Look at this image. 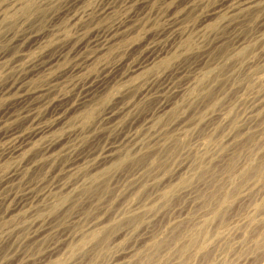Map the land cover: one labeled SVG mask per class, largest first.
<instances>
[{
	"label": "rangeland",
	"instance_id": "obj_1",
	"mask_svg": "<svg viewBox=\"0 0 264 264\" xmlns=\"http://www.w3.org/2000/svg\"><path fill=\"white\" fill-rule=\"evenodd\" d=\"M17 1L19 2L17 3ZM22 1L4 0L3 2L1 0L0 2V12H2L0 13V18H2L0 19V118L4 121L1 124L2 126H0V146L9 139L7 136L12 135L17 130L28 132H34L35 130L39 132L37 133L38 135L36 134L35 142L18 159L16 157L0 159V178L10 171L12 166L14 167L22 161L27 164L24 165L23 174L21 173L17 179L11 181L7 186L0 187V198L2 199L0 202V264H48L44 257L49 255V251H51L50 254H57L51 259L56 256L60 259H69L70 264H82V262L83 264H107V262L109 264H130L131 259L136 258L138 254L142 257L150 254L153 249L152 255L148 258L155 257L154 260L146 261L148 258H145L143 262L140 260L139 264H150V262L151 264L178 263L177 258L181 259L183 254L184 258L182 260L186 256L189 257L191 255L192 257L187 262L184 261L183 263L182 261L181 264H241V260H243L242 264H264V246L261 241L264 232V210L262 211L261 209V206L264 205V176L262 177L263 180L262 178L258 180L253 173L248 176L243 173L240 174L242 165L248 160L250 150L254 152L257 150V145L264 143V0H255L256 4L253 7L242 5V0H31L33 3H38L39 7L35 8V6L28 4L27 8L19 9V3ZM15 3L16 5H14ZM8 5L9 7H7ZM73 16H75V19ZM107 32L111 33L108 35ZM24 33L43 35L44 38L41 43H35L34 46L31 45L30 39H24L18 43L12 41L11 37L13 34L18 36ZM101 34H104L103 37L106 39L113 36L111 44L107 45V47H102L105 39H102L100 44ZM105 35H108V38ZM45 38L46 41L44 40ZM27 44L30 45L28 46ZM81 45H83L82 48ZM77 47L81 49H77ZM149 51L150 55L152 53L151 56L148 55ZM155 53L158 55L157 58H155ZM40 54L43 56V61L55 57L59 58L60 55L61 57L56 60L50 69L39 71L40 73L32 72V67L28 65V62ZM89 55L95 56V59L91 63L85 64V59ZM149 57H154V61L146 62ZM140 62H143L142 66L140 65L139 71L134 73L131 78H126L125 80V78L121 77L123 70H127L132 65H139ZM254 62L257 63L255 64ZM119 63H123L121 66L123 69L121 67L114 69ZM101 76H106L105 80L109 81L106 82V85H108L106 92L98 93L96 91L93 93V95L95 94L94 98H92L93 95H88L85 88L93 83L91 82L93 81L92 79L100 78ZM13 84H16L15 87ZM174 86L186 89L183 90L184 93L181 92L178 95L177 92L173 93L172 91ZM11 87H13L11 89L12 92H10ZM23 90L28 95L32 91H40L39 94L37 93L36 96L30 97L24 102V100L19 99ZM84 94L89 96L87 98L89 99L88 101ZM257 99L258 101H256ZM163 101L174 102L176 105L173 103V107L177 106L179 108L174 107L170 110L168 108V111L164 110L158 113L157 109H159L158 107ZM73 103H76L75 105L79 106V109L71 113L70 109ZM127 103L132 105V108L125 115V112L121 114L122 118H118L116 122L105 119L108 108L112 106L118 108ZM59 117H63L64 121H61ZM6 123L9 125L8 127ZM48 123L54 125L53 129H47ZM129 135L131 139L133 137V140H127V138H130L128 137ZM165 135L167 136L165 137ZM63 136L65 137V144L63 143L62 146L66 147L67 145L68 147V145L74 144L72 153L69 155L63 153L64 155L62 154L50 162V154H45L41 146L46 139L55 140ZM160 138H165L166 140ZM125 141L128 143H125ZM129 142H135L136 146L139 144L140 151L132 152L134 155H137V157L139 155L144 156L140 159L126 160L117 165L118 167L113 165L112 167L108 164L107 167L110 169L111 176L109 184H111V187L105 184V186L93 185L86 189L90 185L89 171H91L94 163L100 160L99 158L95 159V157L106 151L105 148L108 150L109 147L115 144L117 149L119 148L120 151H123ZM39 149L40 152L42 151L41 153ZM34 150H36V154ZM54 153L56 154V151ZM200 154H204L202 158H199L200 160L198 159L201 162V164H198L200 166L203 164L202 168L200 167L203 171L199 168L198 175L195 174L193 178H190L192 181L188 178L190 181V185L188 184L189 188H181V194H174V197L172 194V196L168 197L167 202L162 203L163 199L161 200L160 193L166 185L175 182L171 187L174 188L176 186L174 189H177L181 186V181L175 180L177 176L176 172H174L176 171V166L181 164V166H184L182 167L184 169L182 173L190 174L195 167L194 164H196L194 162L195 157ZM45 159L46 162H44ZM68 161L73 165L71 166L73 170L71 171L72 173L70 172V176L65 175L66 167L70 165ZM262 161H264V158ZM24 170H26V173ZM77 171L78 173H76ZM200 171L203 173H200ZM230 173L233 175L231 182L229 178L228 181L225 179L229 177ZM240 177H245V179H242L243 183ZM59 178H62L61 181ZM220 178L223 183L222 181L220 182ZM76 179L77 181H75ZM233 181L241 182L242 192H240L239 196L237 195L236 200L234 199L235 202L233 200L234 203L231 202L229 205H224L225 208L222 206V223L221 217L217 218L212 213V209L217 203L215 197L216 194H220L225 188H232L234 186ZM227 182H230L231 185H228ZM30 184L31 188L29 187ZM56 186L57 189L59 188L58 190ZM64 186L67 188L66 193L68 194L66 202L53 207L57 193ZM81 187L84 188L82 189ZM135 187L138 188L135 189ZM194 187L196 188L194 189ZM11 189H14L15 193ZM31 190L34 191L32 192ZM50 192L52 193L50 194ZM184 194L185 196H183ZM34 195H36L35 198ZM50 195L51 198L54 197L51 199ZM29 199L31 202L28 201ZM34 202L37 205H34ZM41 205L43 206L41 207ZM46 206L48 207L46 208ZM7 214L9 215L7 216ZM133 214H141L143 218L131 217ZM113 215L115 219L112 217ZM194 216L197 217L195 218ZM205 216L208 217V221L210 219L208 223H212L210 225L211 232H215L218 229L211 241L206 243L202 249L204 251L206 247L207 251H193L188 248L185 251L186 253H182L181 249L175 250L180 248V244L175 239H169L168 235L171 231V226L175 225L174 223L177 224V222L181 223L177 224L180 227H176L177 230L176 228L174 229L176 232L174 233L173 231L174 234L172 233V236L177 235L180 230L186 231L188 226L191 229L193 226V229L196 228V221L206 218ZM20 219L23 220L21 221ZM193 219L194 221H192ZM36 220H45L50 224V226L47 224L48 230L41 237L40 235L38 236L40 238L35 237L38 241L34 238L36 227H31V224ZM101 220H107L108 222L99 223ZM217 221L222 223V226ZM149 222L151 223L149 224ZM190 222H192V227ZM56 223L59 224L56 225ZM78 223H81L82 226ZM95 224L97 227L109 226L102 231L99 238L89 240L80 248L78 243H73L72 248L78 249L72 255L68 253L69 245L67 244V246L66 243H69L68 241L70 240L75 241L80 236L79 234L87 232L90 227L93 228V225L96 227ZM23 226L26 228L24 229ZM198 227L200 226L198 225ZM147 228L150 229L148 230ZM31 232L33 233L32 235ZM120 233L121 236L118 238ZM57 234L60 236L58 237ZM164 234L168 238L160 246L162 244L167 245L168 239V244H171L168 249H164L166 246H162V250L159 248L160 246L156 245L157 247H155L154 244L156 243L155 241L160 242L162 239L160 237H163ZM104 235L109 236L107 238L108 241L107 239L104 240ZM153 236L154 238L151 240ZM61 237L63 240L60 239ZM8 238L12 239L13 242L9 240L12 244L8 242ZM65 240L67 241L65 242ZM54 245L61 246L60 248L64 249V252L59 246L56 249L58 253L52 252L54 251L52 249ZM207 245H210V247ZM127 247L129 249L130 247H141L129 262L128 259L126 261L121 258L123 252L128 249ZM194 252L197 253L194 254ZM209 252H212V254L210 255ZM142 253L143 255H140ZM14 254L18 257L16 258ZM186 254H189V256ZM76 256L77 258H75ZM115 257L120 258L117 261ZM38 259L41 260L39 261ZM69 261L64 264H69ZM49 263L53 264V262Z\"/></svg>",
	"mask_w": 264,
	"mask_h": 264
},
{
	"label": "bare ground",
	"instance_id": "obj_2",
	"mask_svg": "<svg viewBox=\"0 0 264 264\" xmlns=\"http://www.w3.org/2000/svg\"><path fill=\"white\" fill-rule=\"evenodd\" d=\"M33 1V0H32ZM31 0H23L21 3H19L20 4V7H19V9H24V8H27L28 7V4H31V5H33V6H35V8L36 7H39L38 5V3H36V2H32ZM35 1V0H34ZM38 1V0H37ZM122 1V0H121ZM0 2H1V0H0ZM3 2H4V0H3ZM19 1H17V3H18ZM76 2V1H75ZM242 2V5H248L249 7L250 6H254L255 4H256V1L255 0H242L241 1ZM258 2V1H257ZM6 3V2H5ZM11 3H13V2H11ZM69 3V2H68ZM78 3H80V2H78ZM144 3H146V2H144ZM143 3V4H144ZM81 4V3H80ZM234 4V3H233ZM236 4H238V3H236ZM2 5V4H1ZM9 5H10V2H9ZM9 5L7 6V7H9ZM14 5H16V3L14 4ZM67 5V4H66ZM120 5V4H119ZM134 5V4H133ZM19 6V5H18ZM40 6H42V5H40ZM64 6V5H63ZM88 6V5H87ZM113 6V5H112ZM138 6V5H137ZM3 7V6H2ZM84 7V6H83ZM111 7V6H110ZM229 7V6H228ZM237 7V6H236ZM15 8V7H14ZM88 8V7H87ZM238 8V7H237ZM244 8V7H243ZM8 9V8H7ZM105 9V8H104ZM108 9V8H107ZM110 9V8H109ZM10 10H11V8H10ZM14 10V9H13ZM85 10V9H84ZM106 10V9H105ZM104 10V11H105ZM234 10V9H233ZM2 11V10H1ZM101 11V10H100ZM108 11V10H107ZM237 11V10H236ZM27 12V11H26ZM29 12V11H28ZM82 12V11H81ZM106 12V11H105ZM104 12V13H105ZM133 12V11H132ZM213 12V11H212ZM246 12V11H245ZM0 13H2V12H0ZM6 13V12H5ZM108 13H109V11H108ZM243 13V12H242ZM101 14V13H100ZM110 14V13H109ZM129 14H131V13H129ZM244 14V13H243ZM214 16V15H213ZM0 17H1V15H0ZM74 17V19H75V16H73ZM72 17V18H73ZM85 17V16H84ZM83 17V18H84ZM95 17V16H94ZM87 18H88V16H87ZM0 19H2V18H0ZM133 19V18H132ZM134 21V20H133ZM211 21V20H210ZM85 22V21H84ZM129 22V21H128ZM126 23V22H125ZM239 23V22H238ZM116 24V23H115ZM82 26V25H81ZM115 26V25H114ZM116 27H118V26H116ZM83 28V27H82ZM115 28V27H114ZM173 28V27H172ZM3 29V28H2ZM110 29V28H109ZM123 29V28H122ZM22 31V30H21ZM108 31V30H107ZM121 31V30H120ZM11 32V31H10ZM25 32V31H24ZM34 32H36V31H34ZM109 32V31H108ZM107 32V33H108ZM124 32V31H123ZM45 33V32H44ZM111 33V32H110ZM110 33H108V35L110 34ZM183 33V32H182ZM186 33V32H185ZM15 34V33H14ZM13 34V36L11 37V35H12V33H11V35H10V37L12 38V41H14V42H16V43H18V42H20V41H23L24 39H30L31 40V45L32 46H34V44L35 43H41V41H42V39L44 38V36L43 35H37L36 33V35H34V33H33V35L32 34H22V35H18V36H15ZM16 34H17V32H16ZM48 34V33H47ZM50 34V33H49ZM178 34V33H177ZM46 35V34H45ZM102 35V34H101ZM104 35V34H103ZM103 35H102V37H103ZM108 35L106 36L105 35V37H107L108 38ZM181 35V34H180ZM3 36V35H2ZM9 36V35H8ZM111 36V35H110ZM109 36V37H110ZM5 37V36H4ZM3 37V38H4ZM46 37V36H45ZM99 37V36H98ZM100 38V44L102 43L101 42V40L102 39H105V41L102 43V47H104V46H106L107 47V45H109V44H111V42H112V38H113V36L111 37V38H108V39H106V38ZM229 37V36H228ZM7 38V37H6ZM174 38V37H173ZM237 38V37H236ZM91 39V38H90ZM96 39V38H95ZM225 39V38H224ZM242 39V38H241ZM0 40H1V38H0ZM2 40H4V39H2ZM45 41H46V38L44 39ZM235 40V39H234ZM240 40V39H239ZM11 41V42H12ZM115 41V40H114ZM44 42V41H43ZM78 42V41H77ZM15 43V44H16ZM79 43V42H78ZM225 43V42H224ZM74 44V43H73ZM91 44V43H90ZM226 44V43H225ZM11 45V44H10ZM28 45V44H27ZM30 45V44H29ZM28 45V46H29ZM220 45V44H219ZM20 46V45H19ZM77 46V45H76ZM82 46L83 45H81V48H82ZM87 46H88V44H87ZM97 46V45H96ZM163 47V46H162ZM20 48V47H19ZM28 48V47H27ZM46 48V47H45ZM69 48V47H68ZM80 47L78 48L77 47V49H81ZM97 48V47H96ZM153 48V47H152ZM65 49V48H64ZM98 49V48H97ZM104 49V48H103ZM106 49V48H105ZM162 49V48H161ZM160 49V50H161ZM27 50V49H26ZM32 50V49H31ZM74 50H75V48H74ZM127 50H129V49H127ZM164 50V49H163ZM16 51V50H15ZM14 51V52H15ZM62 51V50H61ZM72 51H73V48H72ZM82 51V50H81ZM104 51V50H103ZM47 52V51H46ZM63 52V51H62ZM74 52V51H73ZM86 52V51H85ZM162 52V51H161ZM25 53V52H24ZM88 53V52H87ZM90 53V52H89ZM149 54V56H151L152 55V53H151V55H150V51L148 52ZM26 54V53H25ZM41 54H42V52H41ZM39 55V56H37L36 58H33V60H31V61H29L28 62V65L30 66V67H32V72L33 71H35V72H41V71H43V70H48V69H50L53 65H54V63L56 62V60H59V58L61 57V55H60V57L59 58H57V57H55V58H50L49 60H45V61H43V54L42 55ZM62 54V53H61ZM66 54V53H65ZM74 54H76V53H74ZM73 54V55H74ZM35 55V54H34ZM70 55V54H69ZM82 55V54H81ZM100 55V54H99ZM155 55H156V53H155ZM205 55V54H204ZM2 56H4V55H2ZM9 56V55H8ZM21 56V55H20ZM32 56V55H31ZM78 56V55H77ZM157 56L158 55H156V57L155 58H157ZM6 57V56H5ZM24 57H25V55H24ZM95 56H88L87 57V59H85V64L86 63H91L92 61H94V58ZM97 57V56H96ZM154 57H149L147 60L148 61H146V62H149V61H154ZM13 58V57H12ZM11 58V59H12ZM27 58V57H26ZM84 58H86V57H84ZM143 58V57H142ZM207 58V57H206ZM261 58V57H260ZM17 59V58H16ZM23 59V58H22ZM27 59H29V58H27ZM146 60V59H145ZM203 60V59H202ZM259 60V59H258ZM5 61V60H4ZM27 61V60H26ZM121 61V60H120ZM129 61V60H128ZM135 61H137V60H135ZM251 61V60H250ZM119 62V61H118ZM146 62H144V63H146ZM124 63V62H123ZM123 63H119V64H117V66H115V68L114 69H118L119 67H121L122 65H123ZM143 63V62H142ZM141 62L139 63V65H132V66H130L129 68H127V70L125 71V70H123L124 72L123 73H121V77L122 78H125V80H126V78H131L132 77V75H134V73H136L137 71H139V69H140V67L142 66L141 64H142ZM150 63V62H149ZM148 63V64H149ZM255 63V62H254ZM257 63V62H256ZM255 63V64H256ZM15 64V63H14ZM112 64V63H111ZM128 64V63H127ZM76 65V64H75ZM82 65V64H81ZM106 65V64H105ZM141 65V66H140ZM144 65V64H143ZM254 65V64H253ZM103 66V65H102ZM129 66V65H128ZM145 66V65H144ZM143 66V67H144ZM146 67V66H145ZM67 68V67H66ZM72 68V67H71ZM101 68V67H100ZM99 68V69H100ZM103 68V67H102ZM122 69H123V67H121ZM199 68V67H198ZM253 68V67H252ZM75 69H76V67H75ZM79 69V68H78ZM106 69L107 70H109L107 67H106ZM248 69V68H247ZM14 70V69H13ZM72 70V69H71ZM84 70V69H83ZM121 70V69H120ZM75 71V70H74ZM178 71V70H177ZM39 72V73H40ZM109 72V71H108ZM118 73H119V71H117ZM7 73V72H6ZM19 73H20V71H19ZM24 73V72H23ZM38 73V74H39ZM75 73V72H74ZM105 73H106V71H105ZM26 74V73H25ZM77 74V73H76ZM88 74V73H87ZM24 75V74H23ZM29 75H30V73H29ZM48 75V74H47ZM107 75V74H106ZM180 75V74H179ZM38 76V75H37ZM82 76V75H81ZM85 76V75H84ZM97 76V75H96ZM48 77V76H47ZM120 77V76H119ZM7 78V77H6ZM95 78V77H94ZM107 77L105 76V77H96L95 79H92L93 81H91V82H93V83H91L89 86L87 85V88H85V91H86V89H87V94L88 95H93V93H95L96 91H98V93H103L107 88L106 87H108V85H106V82H109L108 80H105ZM167 78V77H166ZM26 79V78H25ZM54 79V78H53ZM88 79V78H87ZM110 79V78H109ZM116 79V78H115ZM48 80V79H47ZM155 80V79H154ZM89 81V80H88ZM186 81V80H185ZM81 82V81H80ZM18 83H19V81H18ZM27 83V82H26ZM78 83V82H77ZM90 83V82H89ZM135 83V82H134ZM170 83V82H169ZM111 84H113V83H111ZM149 84V83H148ZM155 84V83H154ZM157 84V83H156ZM180 84V83H179ZM187 84V83H186ZM14 85V84H13ZM16 85V84H15ZM15 85H14V87H15ZM74 85V84H73ZM78 86V85H77ZM148 86V85H147ZM181 86V85H180ZM180 86H174L173 87V89H172V91H173V93H176L177 92V94L179 95L181 92H183V90H185V89H183L182 87H180ZM55 87H57V86H55ZM125 87V86H124ZM13 87H11L10 88V90L12 89ZM21 88V87H20ZM19 88V89H20ZM34 88V87H33ZM75 88V87H74ZM79 88V87H78ZM16 89H18V88H16ZM47 89V88H46ZM165 89V88H164ZM7 90H9V89H7ZM21 91V90H20ZM27 91H28V87H27ZM40 91V90H39ZM39 91H32V92H30V94L28 95V93H24V90L22 91V93H20V97H19V99H22V101L24 100V102L27 100V99H29L30 97H33V96H36V94L38 93L39 94ZM70 91V90H69ZM84 91V90H83ZM85 91H84V93H85ZM125 91V90H124ZM147 91V90H146ZM154 91V90H153ZM5 92H8V91H5ZM5 92H4V94H5ZM10 92H12V90L10 91ZM26 92V91H25ZM42 92V91H41ZM106 92V91H105ZM132 92V91H131ZM155 92V91H154ZM162 92V91H161ZM1 93V92H0ZM9 93V92H8ZM80 93V92H79ZM97 93V94H98ZM158 93V92H157ZM171 94H172V92H170ZM184 93V92H183ZM67 94V93H66ZM73 94V93H72ZM150 94V93H149ZM154 94V93H153ZM19 95V94H18ZM50 95V94H49ZM84 95H86V94H84ZM88 95H86V99L89 97ZM143 95V94H142ZM155 95V94H154ZM169 95V94H168ZM47 96V95H46ZM45 96V97H46ZM62 96H64V95H62ZM62 96H61V98H62ZM66 96V95H65ZM64 96V97H65ZM94 96H95V94L92 96V98H94ZM97 96V95H96ZM120 96V95H119ZM125 96V95H124ZM50 97V96H49ZM77 97V96H76ZM91 97V96H90ZM263 97V96H262ZM35 98V97H34ZM67 98H68V96H67ZM82 98V97H81ZM91 98V99H92ZM129 98V97H128ZM162 98V97H161ZM172 98V97H171ZM259 98V97H258ZM56 99V98H55ZM70 99V98H69ZM77 99H79V98H77ZM143 99V98H142ZM144 99H145V97H144ZM190 99V98H189ZM61 100V99H60ZM68 100V99H67ZM89 99H87V101H88ZM95 100V99H94ZM120 100V99H119ZM135 100V99H134ZM169 100V99H168ZM262 100V99H261ZM80 102H81V100H79ZM83 101V100H82ZM256 101H258V99L256 100ZM38 102V101H37ZM41 102V101H40ZM63 102V101H62ZM72 102V101H71ZM79 102V103H80ZM86 102V101H85ZM124 102V101H123ZM127 102V101H126ZM132 102V101H131ZM159 102V101H158ZM249 102H251V101H249ZM83 104H84V101L82 102ZM162 104L158 107L159 109H157V112L159 113V111L160 112H162V111H166L168 108H169V110L171 109V108H174L173 107V105L175 104L174 102V104L173 103H171V102H168V101H163V102H161ZM253 103V102H252ZM264 103V102H263ZM54 104H55V102H54ZM65 104V103H64ZM69 104V103H68ZM76 104V103H75ZM74 103H73V105H72V107H71V109H70V112L71 113H73V112H75V111H77L79 108V106H76ZM81 104V103H80ZM87 104V103H86ZM89 104V103H88ZM53 105V104H52ZM135 105V104H134ZM176 105V104H175ZM69 106V105H68ZM81 106V105H80ZM118 106V105H117ZM132 105H130V104H125V105H123V106H121V107H118V108H116V107H114V106H112L111 108H108L109 110H108V112L105 114L106 116V120L108 119V120H110V121H117L118 120V118H122V116H121V114H123L124 112V115L126 114V112L128 111H130V109L132 108L131 107ZM43 107V106H42ZM63 107H64V105H63ZM177 107V106H176ZM175 107V108H176ZM250 107V106H249ZM255 107V106H254ZM262 107V106H261ZM70 108V107H69ZM82 108V107H81ZM177 108H179V107H177ZM258 108V107H257ZM256 108V109H257ZM260 108V107H259ZM63 109V108H62ZM73 109V111H71ZM139 109V108H138ZM249 109V108H248ZM255 109V110H256ZM31 110V109H30ZM64 110V109H63ZM175 110H177V109H175ZM260 110V109H259ZM33 111V110H32ZM65 111H67V110H65ZM168 111V110H167ZM179 111V110H178ZM194 111V110H193ZM252 111V110H251ZM251 111H249V112H251ZM31 112V111H30ZM60 112H61V110H60ZM170 112V111H169ZM258 112V111H257ZM2 113V112H1ZM26 113V112H25ZM133 113V112H132ZM28 114V113H27ZM34 114V113H33ZM152 114V113H151ZM221 114V113H220ZM253 114V113H252ZM2 115V114H1ZM3 115H5L4 113H3ZM22 115V114H21ZM190 115V114H189ZM223 115V114H222ZM225 115V114H224ZM9 116V115H8ZM23 116H24V114H23ZM59 116V115H58ZM121 116V117H120ZM10 117V116H9ZM21 117V116H20ZM218 117V116H217ZM3 118V117H2ZM60 118V120L61 121H64L63 119V117H59ZM152 118V117H151ZM203 118V117H202ZM214 118V117H213ZM9 119V118H8ZM57 119V118H56ZM210 119V118H209ZM219 119V118H218ZM228 119V118H227ZM253 119V118H252ZM4 120H5V118H4ZM24 120H25V118H24ZM32 120V119H31ZM100 120V119H99ZM103 120H104V118H103ZM102 120V121H103ZM105 120V121H106ZM142 120V119H141ZM189 120V119H188ZM211 120V119H210ZM215 120V119H214ZM226 120V119H225ZM6 121V120H5ZM23 121V120H22ZM33 121V120H32ZM60 121V122H61ZM140 121V120H139ZM207 121V120H206ZM4 121L0 118V126H2L1 124L3 123ZM108 122V121H107ZM181 122V121H180ZM205 122V121H204ZM211 122V121H210ZM214 122V121H213ZM219 122V121H218ZM232 122V121H231ZM8 123V122H7ZM7 123H6V125H7ZM58 123V122H57ZM69 123V122H68ZM112 123V122H111ZM188 123V122H187ZM233 123V122H232ZM9 124V123H8ZM49 124V123H48ZM53 124V123H52ZM56 124V123H55ZM60 124V123H59ZM65 124V123H64ZM142 124V123H141ZM148 124V123H147ZM182 124V123H181ZM57 125V124H56ZM114 125V124H113ZM139 125V124H138ZM177 125V124H176ZM214 125V124H213ZM221 125V124H220ZM229 125V124H228ZM231 125V124H230ZM9 125H7V127H8ZM29 126V125H28ZM111 126V125H110ZM171 126V125H170ZM181 126V125H180ZM186 126V125H185ZM254 126V125H253ZM53 127H54V125H48L47 126V129H49V130H51V129H53ZM57 127V126H56ZM67 127V126H66ZM112 127V126H111ZM121 127V126H120ZM255 127V126H254ZM20 128V127H19ZM22 128H23V126H22ZM169 128V127H168ZM168 128H166L167 130H168ZM245 128V127H244ZM247 128V127H246ZM6 129V128H5ZM18 129V128H17ZM34 129V128H33ZM44 129V128H43ZM46 129V130H47ZM111 129V128H110ZM250 129V128H249ZM12 130V129H11ZM113 130V129H112ZM111 130V131H112ZM119 130V129H118ZM147 130V129H146ZM194 130V129H193ZM244 130V129H243ZM14 131V130H13ZM101 131V130H100ZM245 131V130H244ZM10 132H12V131H10ZM39 132V131H38ZM37 131H35L34 130V132H28V131H25V130H17L16 132H12L13 134L12 135H10V136H5L8 140L7 141H5V142H3L4 144L3 145H1L0 146V159H2V158H13V157H16L17 159H18V157H20L24 152H25V150L27 151V148L28 147H30V145L31 144H33L35 141L34 140H36L35 138H36V134L38 133ZM122 132V131H121ZM146 132V131H145ZM168 132V131H167ZM242 132V131H241ZM95 133V132H94ZM124 133V132H123ZM142 133V132H141ZM140 133V134H141ZM156 133V132H155ZM165 133V132H164ZM171 133H173V132H171ZM5 134V133H4ZM3 134V135H4ZM125 134H127V133H125ZM128 134H131V133H128ZM167 134V133H166ZM257 134V133H256ZM38 135V134H37ZM153 135V134H152ZM157 135V134H156ZM163 135V134H162ZM183 135V134H182ZM51 136V135H50ZM61 136V135H60ZM120 136V135H119ZM132 136H134V135H132ZM141 136V135H140ZM167 135H165V137H166ZM4 137V136H3ZM2 137V138H3ZM72 137V136H71ZM125 137V136H124ZM128 137H130L129 139L127 138V140H133V137H132V139H131V136L129 135ZM251 137V136H250ZM52 138V137H51ZM65 137L63 136V137H58V138H56L55 140L54 139H46V141L45 142H43V145L41 146V145H39V146H41V149L44 151V153L45 154H50V157H51V159L49 158V161L51 162V160L53 159H55V158H58V156H60V155H62L63 153L64 154H70V153H72V146L74 145H68V147H67V145H66V147H64V146H62V144L65 142V139H64ZM68 138V137H67ZM126 138V137H125ZM138 138V137H137ZM0 139H1V137H0ZM160 139H164V140H166L165 138H160ZM170 139V138H169ZM3 140V139H2ZM142 140V139H141ZM43 141V140H42ZM162 141V140H161ZM38 142V141H37ZM92 142V141H91ZM121 142V141H120ZM124 142V141H123ZM109 143V142H108ZM114 143H116V142H114ZM125 143H128V142H126L125 141ZM131 142H129V144H126V146L124 147V149H123V151H120L119 150V148L117 149V145L115 144V145H113V143H112V147H109L108 148V150L105 148V150L106 151H103V153H101V154H99L98 152V154L99 155H97V157H95V159L96 158H99L100 160L99 161H97L96 163H94V165H93V167H92V169H91V171H89V176H90V185H88V187H86V189H88L89 187H91V186H93V185H98V186H105V184H107L106 186H110L111 184H109L110 183V181H111V176H110V169L107 167V165L108 164H110L111 166L113 165V166H117V165H119V164H121L122 162H124V161H126V160H128V161H130L129 159H132V160H134V159H140V158H142V156H144V155H139L138 157H137V155H134L132 152H138V151H140V148L138 147V145L136 146V144H135V142L134 143H131ZM165 143V142H164ZM172 143V142H171ZM183 143V142H182ZM186 143V142H185ZM65 144V143H64ZM67 144H68V142H67ZM144 144V143H143ZM146 144V143H145ZM149 144V143H148ZM154 144V143H153ZM168 144V143H167ZM181 144V143H180ZM179 144V145H180ZM80 145V144H79ZM108 145V144H107ZM111 145V144H110ZM151 145V144H150ZM164 145V144H163ZM222 145V144H221ZM78 146V145H77ZM109 146V145H108ZM107 146V147H108ZM119 146V145H118ZM142 146V145H141ZM147 146V145H146ZM181 146V145H180ZM106 147V146H105ZM162 147V146H161ZM166 147V146H165ZM176 147H179V146H176ZM241 147V146H240ZM77 148V147H76ZM179 148H181V147H179ZM183 148V147H182ZM32 149V148H31ZM80 149V148H79ZM185 149V148H184ZM206 149V148H205ZM257 150L256 151H251L250 150V152L248 153V154H250V155H248L249 157H248V160H247V162L246 163H244L243 165H242V169H241V171H240V174L241 173H243L245 176H248L249 174H251V173H253L255 176H257V179L258 180H261V178L264 176V164H263V162L264 161H262L263 160V158H264V143H261V144H259V145H257V148H256ZM155 150H157V149H155ZM32 151V150H31ZM35 151L36 150H34V153H35ZM38 151V150H37ZM56 151V154L54 153ZM74 151V150H73ZM159 151V150H158ZM194 151V150H193ZM249 151V150H248ZM39 152H40V149H39ZM38 152V153H39ZM42 152V151H41ZM40 152V153H41ZM148 152V151H147ZM146 152V153H147ZM150 152V151H149ZM154 152V151H153ZM159 152H161V151H159ZM253 152V153H252ZM54 153V154H53ZM82 153V152H81ZM95 153H96V151H95ZM252 153V154H251ZM36 154V153H35ZM53 154V155H52ZM63 154V155H64ZM191 154V153H190ZM234 154V153H233ZM236 154V153H235ZM32 155V154H31ZM30 155V156H31ZM34 155V154H33ZM65 155V156H66ZM73 155H74V153H73ZM149 155V154H148ZM154 155V154H153ZM152 155V156H153ZM183 155V154H182ZM204 155V154H203ZM202 154H200V155H198V156H196L195 157V163L196 164H194V168H193V171H191L192 173H190V174H184V173H182L183 172V168L182 167H184V166H181V164H179V165H177L176 166V171H174V172H176V174H177V176H176V178H175V180L176 181H181L180 182V185L181 186H179V188H177V189H174L176 186H174V188L173 187H171V186H173V183H175V182H173V183H170V184H168V185H166V187H164V189H162V191H161V193H160V198H161V202L162 203H165V202H167L168 201V197L171 195L172 196V194H173V197L175 196L174 194H177V195H179V194H181L180 193V191H182L181 190V188H183V187H185V188H189V183H190V181H192L190 178H193V176L195 175V174H197L198 175V172H199V168L201 167L202 168V166H203V164H202V166H200V164H201V162H199V158H202V156H203ZM245 155H247V154H245ZM94 156V155H93ZM236 156V155H235ZM32 157V156H31ZM41 157H44V156H41ZM67 157V156H66ZM149 157V156H148ZM154 157V156H153ZM234 157V156H233ZM232 157V158H233ZM36 158H37V156H36ZM35 158V159H36ZM40 158V157H39ZM77 158V157H76ZM218 158V157H217ZM240 158V157H239ZM61 159H63L62 157H61ZM89 159V158H88ZM199 159V160H198ZM3 160V159H2ZM15 160V159H14ZM31 160H33V159H31ZM171 160V159H170ZM245 160H246V157H245ZM29 161V160H28ZM27 161V162H28ZM76 162H77V160H75ZM92 161V160H91ZM184 161V160H183ZM203 161V160H202ZM30 162V161H29ZM42 162H43V160H42ZM44 162H46V159H45V161ZM49 162V163H50ZM56 162V161H55ZM244 162V161H243ZM14 163V162H13ZM40 163V162H39ZM68 163H69V161H68ZM181 163V162H180ZM191 163V162H190ZM198 163H200V164H198ZM203 163H204V161H203ZM210 163V162H209ZM26 163L24 162V161H22V162H20L19 164H17L16 166H12V169L10 170V171H8V172H6L4 175H2V177L0 178V187H3V186H7L11 181H14L15 179H17L20 175H21V173H22V170H23V168H24V165H25ZM31 164V163H30ZM44 164V163H43ZM42 164V165H43ZM54 164V163H53ZM61 164V163H60ZM70 164V163H69ZM87 164V163H86ZM212 164V163H211ZM210 164V165H211ZM226 164V163H225ZM27 165V164H26ZM29 165V164H28ZM52 165V164H51ZM104 165V166H103ZM189 165H191V164H189ZM206 165V164H205ZM39 166V165H38ZM47 166V165H46ZM71 166H73L72 165V163L70 164V165H67V169H66V174L65 175H69L70 174V172L73 170V167H71ZM77 166V165H76ZM92 166V165H91ZM112 166V167H113ZM30 167H31V165H30ZM33 167H35L34 165H33ZM37 167V166H36ZM110 167V166H109ZM118 167V166H117ZM142 167V166H141ZM186 167V166H185ZM192 167V166H191ZM207 167V166H206ZM40 168V167H39ZM79 168H81V167H79ZM85 168V167H84ZM143 168V167H142ZM141 168V169H142ZM166 168V167H165ZM200 168V169H201ZM205 168V167H204ZM29 169V168H28ZM31 169V168H30ZM34 169V168H33ZM53 169V168H52ZM140 169V168H139ZM174 169H175V167H174ZM205 169H207V168H205ZM211 169V168H210ZM65 170V169H64ZM198 170V171H197ZM202 170V169H201ZM239 170V169H238ZM61 171V170H60ZM196 171H197V173H196ZM203 171V170H202ZM202 171H200V173H203ZM204 171H206V170H204ZM210 171V170H209ZM218 171V170H217ZM219 171H221V170H219ZM1 172V171H0ZM24 172L26 173V170H24ZM88 172V171H87ZM157 172V171H156ZM43 173V172H42ZM72 173V172H71ZM76 173H78V171L76 172ZM83 173H84V171H83ZM186 173V172H185ZM23 174V173H22ZM29 174H30V172H29ZM51 174V173H50ZM62 174V173H61ZM80 174V173H79ZM136 174V173H135ZM171 174H172V172H171ZM33 175H35V174H33ZM58 175V174H57ZM60 175V174H59ZM63 175V174H62ZM61 175V176H62ZM76 175V174H75ZM78 175V174H77ZM142 175V174H141ZM150 175V174H149ZM196 175V176H197ZM228 175V174H227ZM24 176V175H23ZM40 176V175H39ZM38 176V177H39ZM70 176V175H69ZM79 176V175H78ZM78 176H77V178H78ZM159 176V175H158ZM195 176V177H196ZM222 176V175H221ZM233 175L230 173L229 174V177H227V178H225V179H227L226 181H228V178L230 179V182H231V177H232ZM55 177V176H54ZM84 177V176H83ZM127 177V176H126ZM131 177V176H130ZM154 177V176H153ZM24 178V177H23ZM41 178V177H40ZM52 178V177H51ZM66 178V177H65ZM80 178V177H79ZM118 178V177H117ZM136 178V177H135ZM149 178V177H148ZM188 178L190 179V181L188 180ZM241 178V180L242 179H245V177L243 178V177H240ZM256 178V177H255ZM58 179V178H57ZM60 179V181H61V179L62 178H59ZM64 179V178H63ZM81 179V178H80ZM141 179V178H140ZM150 179V178H149ZM171 179V178H170ZM199 179H201V178H199ZM207 179V178H206ZM218 179H219V176H218ZM223 179V178H222ZM250 179V178H249ZM126 180V179H125ZM135 180H137V179H135ZM134 180V181H135ZM145 180H147V179H145ZM153 180V179H152ZM195 180V179H194ZM198 180V179H197ZM240 180V181H241ZM247 180V179H246ZM245 180V181H246ZM262 180H263V178H262ZM24 181V180H23ZM57 181V180H56ZM55 181V182H56ZM59 181V182H60ZM66 181V180H65ZM75 181H77V179L75 180ZM222 180H221V178H220V182H221ZM244 181V182H245ZM71 182V181H70ZM123 182H124V180H123ZM146 182V181H145ZM166 182V181H165ZM205 182V181H204ZM230 182L228 183V185L230 184ZM234 182V181H233ZM15 183V182H14ZM32 183V182H31ZM40 183V182H39ZM48 183V182H47ZM64 183V182H63ZM84 183V182H83ZM82 183V184H83ZM133 183V182H132ZM144 183V182H143ZM164 183V182H163ZM168 183V182H167ZM222 183H223V181H222ZM242 183H243V180H242ZM33 184H35V183H33ZM68 184V183H67ZM76 184V183H75ZM135 184V183H134ZM133 184V185H134ZM165 184V183H164ZM189 184V185H188ZM225 184V183H224ZM234 184V186L232 187V188H225V190H222L221 191V193L220 194H216V197H215V195H214V197L216 198V206L215 207H213V209H212V213H213V215L214 216H216L217 218L219 217H221V221H222V217H223V209H222V206L225 208V206L224 205H229L231 202L232 203H234L235 202V198L237 197V195L239 196V194H240V192H242V190H241V182H234L233 183ZM14 185V184H13ZM45 185V184H44ZM59 185V184H58ZM128 185V184H127ZM130 185V184H129ZM138 185V184H137ZM175 185V184H174ZM176 185H177V183H176ZM179 185V184H178ZM226 185V184H225ZM228 185H226V186H228ZM231 185V184H230ZM246 185V184H245ZM15 186V185H14ZM26 186V185H25ZM31 186V184L29 185V187ZM39 186V185H38ZM51 186V185H50ZM61 186V185H60ZM68 186V185H67ZM81 186V185H80ZM83 186V185H82ZM87 186V185H86ZM124 186V185H123ZM135 186V185H134ZM139 186V185H138ZM154 186V185H153ZM224 186V185H223ZM243 186V185H242ZM54 187V186H53ZM70 187H71V185H70ZM111 187V186H110ZM118 187V186H117ZM127 187V186H126ZM157 187V186H156ZM12 188V187H11ZM31 188V187H30ZM43 188V187H42ZM55 188V187H54ZM82 188V187H81ZM84 188V187H83ZM82 188V189H83ZM136 188H138V187H135V189ZM155 188V187H154ZM196 187H194V189H195ZM256 188V187H255ZM6 189H7V187H6ZM16 189V188H15ZM27 189H29V188H27ZM36 189V188H35ZM56 189H57V186H56ZM59 189V188H58ZM57 189V190H58ZM69 189V188H68ZM79 189V188H78ZM184 189V188H183ZM194 189H192V190H194ZM4 190V189H3ZM14 189H11V191H13ZM30 190V189H29ZM53 190V189H52ZM55 190V189H54ZM116 190V189H115ZM148 190V189H147ZM157 190V189H156ZM155 190V191H156ZM21 191V190H20ZM32 191V190H31ZM34 191V190H33ZM32 191V192H33ZM48 191V190H47ZM66 191H67V188L64 186V187H62V190L60 191V192H58L57 193V195H56V202L53 204V207H56L57 205H59V204H61V203H64V202H66V200H67V198H68V194L66 193ZM77 191V190H76ZM83 191V190H82ZM118 191V190H117ZM129 191H130V189H129ZM132 191V190H131ZM158 191V190H157ZM189 191V190H188ZM244 191V190H243ZM18 192V191H17ZM29 192V191H28ZM46 192V191H45ZM114 192V191H113ZM148 192V191H147ZM151 192V191H150ZM201 192V191H200ZM220 192V191H219ZM245 192V191H244ZM13 193H15L14 191H13ZM20 193V192H19ZM39 193V192H38ZM49 193V192H48ZM52 192H50V194H51ZM77 193H79V192H77ZM119 193V192H118ZM192 193V192H191ZM11 194V193H10ZM31 194V193H30ZM34 194V193H33ZM126 194H127V192H126ZM129 194V193H128ZM132 194V193H131ZM156 194V193H155ZM159 194V193H158ZM157 194V195H158ZM187 194V193H186ZM189 194V193H188ZM192 194H194V193H192ZM206 194V193H205ZM4 195V194H3ZM2 195V196H3ZM13 195V194H12ZM19 195V194H18ZM21 195V194H20ZM23 195V194H22ZM55 195V194H54ZM242 195V194H241ZM264 195V194H263ZM33 196V195H32ZM35 196L36 195H34V198H35ZM44 196V195H43ZM118 196H119V194H118ZM183 196H185V194L183 195ZM247 196V195H246ZM11 197V196H10ZM21 197H23V196H21ZM25 197V196H24ZM42 197V196H41ZM45 197V196H44ZM48 197V196H47ZM47 197H46V199H47ZM50 198H51V195L49 196ZM54 197V196H53ZM52 197V198H53ZM77 197V196H76ZM189 197V196H188ZM191 197V196H190ZM197 197V196H196ZM195 197V198H196ZM16 198V197H15ZM17 198H19V197H17ZM26 198V197H25ZM30 198V197H29ZM49 198V199H50ZM51 198V199H52ZM73 198V197H72ZM72 198H71V200H72ZM90 198V197H89ZM122 198H125V197H122ZM172 198V197H171ZM170 198V199H171ZM194 198V197H193ZM251 198V197H250ZM6 199V198H5ZM8 199V198H7ZM20 199H22V198H20ZM40 199V198H39ZM48 199V200H49ZM50 199V200H51ZM91 199V198H90ZM111 199V198H110ZM121 199V198H120ZM127 199V198H126ZM181 199H182V197H181ZM235 199V200H234ZM10 200V199H9ZM12 200V199H11ZM26 200V199H25ZM37 200V199H36ZM76 200V199H75ZM92 200V199H91ZM160 200V199H159ZM189 200V199H188ZM196 200V199H195ZM233 200H234V202H233ZM2 201V199L0 198V202ZM3 201H5V200H3ZM28 201H30V199L28 200ZM46 201V200H45ZM107 201V200H106ZM153 201V200H152ZM244 201V200H243ZM12 202H14V201H12ZM21 202V201H20ZM26 202V201H25ZM31 202V201H30ZM36 202V201H35ZM35 202H34V205H37V204H35ZM48 202V201H47ZM47 202H46V204H47ZM72 202H74V201H72ZM95 202V201H94ZM110 202V201H109ZM136 202V201H135ZM134 202V203H135ZM194 202V201H193ZM8 203V202H7ZM19 203V202H18ZM23 203V202H22ZM21 203V204H22ZM33 203V202H32ZM42 203V202H41ZM75 203V202H74ZM73 203V204H74ZM119 203V202H118ZM142 203V202H141ZM191 203V202H190ZM6 204V203H5ZM31 204V203H30ZM52 204V203H51ZM70 204V203H69ZM72 204V203H71ZM185 204V203H184ZM188 204H189V202H188ZM260 204V203H259ZM264 204V203H263ZM29 205V204H28ZM50 205V204H49ZM134 205V204H133ZM144 205H145V203H144ZM148 205V204H147ZM162 205V204H161ZM161 205H160V207H161ZM165 205V204H164ZM163 205V206H164ZM196 205V204H195ZM15 206H17V205H15ZM19 206V205H18ZM23 206V205H22ZM33 206V205H32ZM43 205H41V207H42ZM71 206V205H70ZM99 206V205H98ZM115 206V205H114ZM150 206V205H149ZM184 206V205H183ZM212 206V205H211ZM230 206H232V205H230ZM3 207V206H2ZM10 207V206H9ZM13 207V206H12ZM19 207H21V206H19ZM39 207V206H38ZM48 206H46V208H47ZM188 207V206H187ZM11 208V207H10ZM22 208V207H21ZM28 208H29V206H28ZM27 208V209H28ZM44 208V207H43ZM52 208V207H51ZM65 208V207H64ZM67 208H68V206H67ZM70 208V207H69ZM153 208H155V207H153ZM162 208V207H161ZM174 208V207H173ZM18 209V208H17ZM36 209L38 210V208L36 207ZM62 209V208H61ZM106 209V208H105ZM104 209V210H105ZM133 209H134V207H133ZM149 209V208H148ZM147 209V210H148ZM156 209H157V207H156ZM158 209H159V207H158ZM176 209V208H175ZM220 209H221V211H220ZM228 209V208H227ZM261 209H262V211L264 210V205H262L261 206ZM39 210H40V208H39ZM47 210H49V209H47ZM60 210V209H59ZM58 210V211H59ZM117 210V209H116ZM119 210V209H118ZM137 210V209H136ZM151 210V209H150ZM150 210H149V212H150ZM160 210V209H159ZM186 210V209H185ZM194 210V209H193ZM8 211V210H7ZM10 211V210H9ZM13 211H14V209H13ZM42 211V210H41ZM40 211V212H41ZM46 211V210H45ZM101 211V210H100ZM106 211V210H105ZM146 211V210H145ZM16 212V211H15ZM43 212V211H42ZM66 212V211H65ZM117 212V211H116ZM130 212V211H129ZM143 212V211H142ZM154 212H156V211H154ZM175 212V211H174ZM13 213V212H12ZM29 213V212H28ZM76 213V212H75ZM132 213V212H131ZM144 213V212H143ZM157 213V212H156ZM10 215H11V213H9ZM9 214H7V216L9 215ZM18 214V213H17ZM42 214V213H41ZM57 214V213H56ZM61 214V213H60ZM154 214V213H153ZM152 214V215H153ZM207 214V213H206ZM225 214V213H224ZM262 214V213H261ZM29 215V214H28ZM27 215V216H28ZM64 215V214H63ZM66 215V214H65ZM109 215V214H108ZM117 215V214H116ZM148 215V214H147ZM179 215V214H178ZM218 215V216H217ZM16 216V215H15ZM23 216V215H22ZM51 216V215H50ZM146 216V215H145ZM256 216V215H255ZM2 217V216H1ZM34 217V216H33ZM40 217V216H39ZM54 217V216H53ZM60 217V216H59ZM76 217V216H75ZM97 217V216H96ZM98 217H100V216H98ZM109 217V216H108ZM113 218H114V215L112 216ZM117 217V216H116ZM131 217H140L141 219L143 218V216L141 215V214H133V215H131ZM195 217V216H194ZM197 217V216H196ZM195 217V218H196ZM206 218H204V219H199V220H195L196 221V224H197V227L196 228H194L193 229V227H192V222H190V224H191V227H192V229L191 228H189V226L188 227H186V231H181L180 230V232H177L178 234L177 235H173L172 236V233H173V231H174V229L176 228V227H180V226H177V224L178 223H180V222H177V224L176 223H174L175 225H173V226H171V228H170V232H169V235H168V237H169V239L170 240H176L177 242H179V244H180V248H177V249H175V250H177L178 251V249H181L180 251H182V253H186L185 251H187L188 250V248L189 249H191V250H193V251H199V250H201L202 252H205V251H207V249H206V247H205V249H204V251L202 250L203 248H204V246H205V244L206 243H208L209 241H211V239H212V237L215 235V232H216V230H218V229H216L215 230V232L214 231H212L211 232V230H210V225H212V223H208L209 221H210V219H209V221H208V217L207 216H205ZM215 217V218H216ZM236 217V216H235ZM15 218V217H14ZM23 218V217H22ZM25 218V217H24ZM29 218V217H28ZM73 219H74V217H72ZM86 218V217H85ZM93 218H95V217H93ZM105 219H106V217H104ZM110 218V217H109ZM129 218V217H128ZM149 218H151V217H149ZM202 218V217H201ZM211 218V217H210ZM10 219H12V218H10ZM16 219V218H15ZM18 219V218H17ZM38 219V218H37ZM46 219V218H45ZM47 219H49V218H47ZM65 219V218H64ZM115 219V218H114ZM198 219V218H197ZM214 219V218H213ZM2 220V219H1ZM21 220V219H20ZM23 220V219H22ZM21 220V221H22ZM29 220V219H28ZM63 220V219H62ZM108 220V219H107ZM107 220H101L99 223H106V221ZM111 220H113V219H111ZM138 220V219H137ZM170 220V219H169ZM16 221V220H15ZM53 221V220H52ZM70 221V220H69ZM75 221V220H74ZM74 221H73V224H74ZM79 221V220H78ZM86 221V220H85ZM114 221V220H113ZM171 221V220H170ZM185 221V220H184ZM192 221H194V219L192 220ZM207 221V222H206ZM262 221V220H261ZM12 222H13V220H12ZM18 222V221H17ZM54 222V221H53ZM77 222V221H76ZM79 222H81V221H79ZM83 222V221H82ZM108 222V221H107ZM148 222V221H147ZM153 222V221H152ZM166 222V221H165ZM212 222V221H211ZM218 222V221H217ZM216 222V223H217ZM255 223H256V221H254ZM66 223V222H65ZM89 223H90V221H89ZM97 223V222H96ZM98 223V224H99ZM151 222H149V224H150ZM156 223V222H155ZM219 223V222H218ZM222 223H223V221H222ZM222 223H219L220 224V226H222L221 224ZM22 224H23V222H22ZM29 224V223H28ZM47 224H49V222H46L45 220H43V221H41V220H36V221H34L32 224H31V227L33 228L34 226L36 227V230H35V234H34V238L35 237H37V238H40L41 237V235L42 234H44L47 230H48V226H47ZM59 224V223H58ZM57 223H56V225H58ZM76 224V223H75ZM78 224H80L81 225V223H78ZM77 224V225H78ZM86 224V223H85ZM148 224V223H147ZM181 224V223H180ZM179 224V225H180ZM219 224H218V227H219ZM13 225V224H12ZM20 225V224H19ZM53 225H54V223H53ZM52 225V226H53ZM67 225V224H66ZM79 225V226H80ZM86 225H88V224H86ZM90 225V224H89ZM110 225H111V223H110ZM152 225V224H151ZM170 225V224H169ZM189 225V224H188ZM198 225L200 226V227H198ZM257 225V224H256ZM28 226V225H27ZM49 226H50V224H49ZM74 226V225H73ZM72 226V227H73ZM76 226V225H75ZM82 226V225H81ZM95 226H96V224H95ZM109 225H106L105 227H94V225L92 226L93 228H89V230L87 231V232H84V233H82V234H79L80 236L75 240V241H73V240H70V241H68L69 243H66V245L68 246V253H70L71 255L78 249V248H72V245H73V243H78V247L80 248V247H82V246H84L89 240H92V239H97V238H99L101 235L100 234H102V231H104L107 227H108ZM146 226H148V225H146ZM255 226V225H254ZM260 226V225H259ZM13 227H14V225H13ZM21 227V226H20ZM24 227V226H23ZM37 227H38V229H37ZM71 227V228H72ZM183 227H185L184 225H183ZM258 227V226H257ZM262 227H263V225H262ZM17 228V227H16ZM16 228H14V229H16ZM26 227H24V229H25ZM30 228V227H29ZM49 228H51V227H49ZM130 228V227H129ZM151 228V227H150ZM150 228H147L148 230L150 229ZM187 228H189L188 230H187ZM212 228V227H211ZM20 229V228H19ZM69 229V228H68ZM74 229V228H73ZM78 229V228H77ZM80 229V228H79ZM214 229V228H213ZM246 229V228H245ZM23 230V229H22ZM31 230V229H30ZM54 230V229H53ZM58 230V229H57ZM143 230V229H142ZM176 230H177V228H176ZM179 230V229H178ZM182 230H185V229H182ZM263 230H264V228H263ZM27 231V230H26ZM32 231V230H31ZM63 231V230H62ZM65 231V230H64ZM80 231V230H79ZM78 231V232H79ZM82 231V230H81ZM141 231V230H140ZM13 232V231H12ZM11 232V233H12ZM52 232V231H51ZM55 232H56V230H55ZM69 232H71V231H69ZM69 232H68V234H69ZM73 232V231H72ZM129 232V231H128ZM143 232V231H142ZM142 232H141V234H142ZM148 232V231H147ZM166 232V231H165ZM176 231H174V233H175ZM254 232V231H253ZM256 232V231H255ZM262 232V231H261ZM0 233H1V231H0ZM17 233V232H16ZM30 233V232H29ZM58 233V232H57ZM64 233V232H63ZM105 233V232H104ZM122 233V232H121ZM121 233L119 234V236H118V238H120V236H121ZM125 233V232H124ZM139 233V232H138ZM158 233V232H157ZM173 233V234H174ZM8 234H10V233H8ZM14 234V233H13ZM20 234V233H19ZM26 234V233H25ZM33 233L31 232V235H32ZM127 234V233H126ZM137 234V233H136ZM135 234V235H136ZM146 234V233H145ZM151 234V233H150ZM261 234V233H260ZM10 235H12V234H10ZM15 235H17V234H15ZM30 235V234H29ZM40 235V237H38ZM125 235V234H124ZM133 235V234H132ZM154 236H155V234H153ZM25 236H27V235H25ZM47 236V235H46ZM57 236H58V234H57ZM60 236V235H59ZM58 236V237H59ZM67 236V235H66ZM73 236V235H72ZM137 236H139V234H137ZM143 236V235H142ZM146 236V235H145ZM145 236H144V239H145ZM150 236V235H149ZM148 236V237H149ZM154 236L152 237V239L151 240H153V238H154ZM11 237V236H10ZM15 237V236H14ZM44 237V236H43ZM104 240H106L109 236H106V235H104ZM141 237V236H140ZM147 237V238H148ZM167 235L166 234H164V236L163 237H160V238H162L161 239V241L159 242V241H155L156 243L154 244L155 245V247H157V246H160V244L161 243H163L167 238ZM258 237H259V235H258ZM37 238H35V239H37ZM66 238V237H65ZM69 238V237H68ZM136 238V237H135ZM134 238V239H135ZM150 238V237H149ZM158 238V237H157ZM2 239V238H1ZM3 239H5V238H3ZM15 239H16V237H15ZM27 239V238H26ZM42 239H45V238H42ZM58 239V238H57ZM60 239H62V237L60 238ZM73 239H74V237H73ZM139 239V238H138ZM141 239V238H140ZM169 239H168V241H169ZM9 240H11L12 241V239H10V238H8V242H10L11 243V241H9ZM18 240V239H17ZM56 240V239H55ZM54 240V241H55ZM63 240V239H62ZM110 240V239H109ZM113 240V239H112ZM120 240V239H119ZM150 240V239H149ZM150 240V241H151ZM157 240H159V239H157ZM28 241H29V239H28ZM30 241H32V240H30ZM36 241V240H35ZM37 241H38V239H37ZM52 241V240H51ZM67 240H65V242H66ZM107 241H108V239H107ZM107 241H105L106 243H107ZM141 241V240H140ZM139 241V242H140ZM168 241H167V245H163L162 244V246H166V248H164V249H168V247H169V245L171 244V243H169L168 244ZM221 241V240H220ZM262 244H263V246H264V232H263V234H262ZM261 241H260V243H261ZM13 242V241H12ZM26 242V241H25ZM61 242V241H60ZM63 242V241H62ZM94 242V241H93ZM110 242V241H109ZM142 242H143V240H142ZM145 242V241H144ZM171 242V241H170ZM3 243V242H2ZM21 243V242H20ZM33 243V242H32ZM39 243V242H38ZM41 243V242H40ZM51 243H53V242H51ZM105 243V244H106ZM141 243V242H140ZM151 243H152V241H151ZM174 243V242H173ZM212 243V242H211ZM12 244V243H11ZM14 244H16L15 242H14ZM22 244V243H21ZM29 244V243H28ZM36 244V243H35ZM49 244V243H48ZM109 244V243H108ZM112 244V243H111ZM134 244H135V242H134ZM166 244V243H165ZM210 244V243H209ZM217 244V243H216ZM7 245H8V243H7ZM18 245V244H17ZM31 245V244H30ZM88 245V244H87ZM110 245V244H109ZM131 245V244H130ZM157 245V246H156ZM218 245V244H217ZM3 246H4V244H3ZM14 246H16V245H14ZM47 246H49V245H47ZM59 246V245H58ZM58 246H56V245H54L53 246V248L52 249H54V251H52V252H57L56 251V249H58ZM102 246V245H101ZM137 246H138V244H137ZM162 246H160L159 248H161L162 250H163V247ZM208 246V245H207ZM241 246V245H240ZM262 246V245H261ZM262 246V247H263ZM9 247V246H8ZM12 247V246H11ZM10 247V248H11ZM18 247V246H17ZM16 247V248H17ZM26 247V246H25ZM29 247V246H28ZM27 247V248H28ZM61 246H59V248H60ZM145 247V246H144ZM152 247V246H151ZM208 247H210V245L208 246ZM207 247V248H208ZM239 247V246H238ZM260 247V246H259ZM14 248V247H13ZM12 248V249H13ZM46 248V247H45ZM51 248V247H50ZM64 248V247H63ZM128 249H126V251L125 252H123V255L121 256V258H124L125 260L126 259H128V262L130 261V259L132 258V256H134L136 253H138L137 251H138V249H141V247L140 248H136V247H130V249H129V247H127ZM171 248V247H170ZM169 248V249H170ZM2 249V248H1ZM9 249V248H8ZM23 249V248H22ZM29 249V248H28ZM60 249H62V248H60ZM84 249V248H83ZM124 249V248H123ZM122 249V250H123ZM147 249V248H146ZM151 249H153V248H151ZM151 249H150V251H151ZM263 249V248H262ZM43 250V249H42ZM64 249H62V251H63ZM87 250V249H86ZM144 250V249H143ZM158 250H160V249H158ZM221 250V249H220ZM16 251V250H15ZM44 251H46V250H44ZM60 251V250H59ZM83 251V250H82ZM85 251V250H84ZM83 251V252H84ZM117 251V250H116ZM153 251H154V249H153ZM152 251V252H153ZM192 251V252H193ZM208 251H209V249H208ZM215 251V250H214ZM219 251V250H218ZM26 252V251H25ZM50 252L51 251H49V255L47 256V257H44L47 261H49V262H53V264H64V263H66V261H69V259H65V258H59V257H55L54 259H51L52 257H54V255H57V254H50ZM64 252V251H63ZM81 252V251H80ZM86 252V251H85ZM120 252V251H119ZM146 252H148V251H146ZM152 252L150 253V254H146V255H144V256H139V254L137 255V257L136 258H133V259H131V261H133L132 262V264H139L140 263V260L143 262L144 261V259L146 258H148V257H150L151 255H152ZM5 253V252H4ZM12 253V252H11ZM18 253V252H17ZM20 253H21V250H20ZM39 253V252H38ZM45 253V252H44ZM58 253V252H57ZM79 253V252H78ZM149 253V252H148ZM190 254H193V253H191V252H189ZM195 253H197V252H194V254ZM210 253V252H209ZM264 253V252H263ZM3 254V253H2ZM8 254V253H7ZM27 254H28V252H27ZM34 254V253H33ZM32 254V255H33ZM37 254V253H36ZM43 254V253H42ZM47 254H48V252H47ZM157 254V253H156ZM155 254V255H156ZM201 254V253H200ZM212 254V252L210 253V255ZM241 254V253H240ZM249 254V253H248ZM10 255V254H9ZM15 255V254H14ZM19 255V254H18ZM22 255V254H21ZM40 255H41V253H40ZM44 255V254H43ZM78 255V254H77ZM140 255H143V253L142 254H140ZM160 255V254H159ZM186 255H188L189 256V254H186ZM197 255V254H196ZM199 255V254H198ZM206 255V254H205ZM209 255V256H210ZM5 256V255H4ZM7 256V255H6ZM23 256H25V255H23ZM29 256V255H28ZM35 256V255H34ZM59 256V255H58ZM79 256H81V255H79ZM113 256H115V255H113ZM158 256V255H157ZM183 256H184V254H183ZM181 257V259L179 260L178 258H177V260H178V263H173V264H181L182 263V261H183V263H184V261H189V259L192 257L191 255L189 256V257H185V259H183L182 260V258H184V257ZM221 256V255H220ZM1 257V256H0ZM3 257V256H2ZM15 257H16V255H15ZM18 257V256H17ZM16 257V258H17ZM22 257V256H21ZM198 257V256H197ZM242 257V256H241ZM7 258V257H6ZM5 258V259H6ZM32 258V257H31ZM74 258V257H73ZM75 258H77V256L75 257ZM116 258V257H115ZM120 258V257H119ZM119 258H116V260L118 261V259ZM154 258L155 257H153V258H151V259H149L148 258V260H146V261H149V260H154ZM249 258V257H248ZM10 259V258H9ZM22 259V258H21ZM43 259V258H42ZM79 259H81V258H79ZM78 259V260H79ZM143 259V260H142ZM160 259V258H159ZM164 259V258H163ZM19 260H20V258H19ZM31 260V259H30ZM36 260V259H35ZM34 260V261H35ZM39 260V259H38ZM41 260V259H40ZM39 260V261H40ZM73 260V259H72ZM75 260V259H74ZM77 260V261H78ZM92 260V259H91ZM112 260V259H111ZM122 260V259H121ZM161 260V259H160ZM2 261V260H1ZM10 261V260H9ZM16 261V260H15ZM24 261V260H23ZM25 261H26V259H25ZM33 261V262H34ZM46 261V263H48V264H50L49 262H47ZM127 261V260H126ZM131 261H130V264H131ZM167 261H170V260H167ZM224 261V260H223ZM18 262V261H17ZM37 262V261H36ZM44 262V261H43ZM75 262V261H74ZM80 262V261H79ZM153 262V261H152ZM155 262V261H154ZM220 262V261H219ZM237 262H238V260H237ZM241 262L243 263V260H241ZM253 262V261H252ZM11 263V262H10ZM39 263V262H38ZM41 263V262H40ZM77 263V262H76ZM118 263V262H117ZM127 263V262H126ZM192 263H193V261H192ZM228 263V262H227ZM235 263V262H234ZM241 263V264H242ZM5 264V263H4ZM8 264V263H7ZM16 264V263H15ZM25 264V263H24ZM28 264V263H27ZM32 264V263H31ZM35 264V263H34ZM42 264V263H41ZM69 264H70V261H69ZM72 264H75V263H72ZM82 264H83V262H82ZM103 264V263H102ZM105 264V263H104ZM107 264H109V262H107ZM113 264V263H112ZM116 264V263H115ZM120 264V263H119ZM150 264H151V262H150ZM154 264V263H153ZM166 264H168L167 262H166Z\"/></svg>",
	"mask_w": 264,
	"mask_h": 264
}]
</instances>
